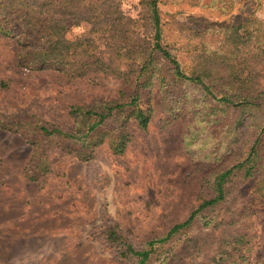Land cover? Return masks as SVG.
I'll return each mask as SVG.
<instances>
[{
    "label": "rangeland",
    "instance_id": "374dc122",
    "mask_svg": "<svg viewBox=\"0 0 264 264\" xmlns=\"http://www.w3.org/2000/svg\"><path fill=\"white\" fill-rule=\"evenodd\" d=\"M159 1L165 35L188 62L194 51L187 44L190 34L252 16L264 20V0L237 4L228 13L221 9L222 0ZM119 10L145 26L142 0H123ZM89 31L82 23L72 27L67 39L86 37ZM21 51L17 39L0 34V122L6 125L0 124V264H138L121 256L122 246L111 242L110 231L118 229L139 250L166 238L213 196L208 180L235 163L237 152L255 134L249 122L240 134L238 116L216 109L199 88L181 84L167 100L160 88L142 91L153 116L145 129L130 121L123 153L111 149L110 133L102 136L104 143L91 158L81 159L80 142L42 137L38 128L72 132L83 123L71 115L72 107L118 100L126 89L123 81L28 70L20 63ZM243 182L239 175L230 184ZM243 204L234 190L226 204L204 211L189 229L157 245L148 264H210L228 234L243 230L238 218L226 227L228 208ZM204 220L212 223L205 226ZM248 222L246 264H264V215ZM238 255L228 262L236 264Z\"/></svg>",
    "mask_w": 264,
    "mask_h": 264
},
{
    "label": "trees",
    "instance_id": "16d2710c",
    "mask_svg": "<svg viewBox=\"0 0 264 264\" xmlns=\"http://www.w3.org/2000/svg\"><path fill=\"white\" fill-rule=\"evenodd\" d=\"M121 1L0 0V34L18 40L22 46L19 58L23 67L57 71L73 79L115 78L122 80L126 87L116 101L91 108L72 107L71 115L83 120L72 132L44 126L38 128L40 136L76 140L81 143L78 157L88 159L104 143L102 136L112 133L110 147L121 154L130 140V121L145 129L152 119L153 108L143 101L142 91L160 88L167 100L181 84L199 88L206 97L212 98L218 106L216 109L238 116L240 134L244 133L245 123L255 125L252 140L249 139L243 152H237L235 163L208 180L213 196L204 199L184 222L173 226L166 238L149 241L140 250L118 229H112L109 238L122 246L121 256L135 258L138 264H148L157 245L189 229L204 211L226 204L235 190L244 204L234 211L228 208L230 222L226 227L238 218L243 230L228 234L227 244L213 252L209 262L231 264L228 260L238 253L233 262L237 259L236 264H246L249 257L245 247L251 241L248 221L255 215H264V20L252 16L236 25H213L201 32L195 31L187 42L194 50L188 62L177 53L173 46L177 43L165 35L159 0H142L148 16L145 26L121 14ZM251 1L259 0H222L221 9L228 13L237 4ZM82 23L89 26V35L67 39L72 27ZM141 28L144 30L140 31ZM202 170L208 175L207 166L202 165ZM239 175L244 182L233 187L230 183ZM211 223L204 220L205 226Z\"/></svg>",
    "mask_w": 264,
    "mask_h": 264
}]
</instances>
